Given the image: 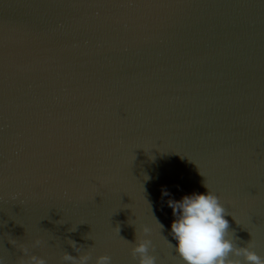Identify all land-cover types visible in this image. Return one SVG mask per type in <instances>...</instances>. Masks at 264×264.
<instances>
[{
	"label": "water",
	"instance_id": "95a60500",
	"mask_svg": "<svg viewBox=\"0 0 264 264\" xmlns=\"http://www.w3.org/2000/svg\"><path fill=\"white\" fill-rule=\"evenodd\" d=\"M206 183L264 257V0H0L3 264H138L145 225L183 264L169 200Z\"/></svg>",
	"mask_w": 264,
	"mask_h": 264
},
{
	"label": "clouds",
	"instance_id": "9594fccd",
	"mask_svg": "<svg viewBox=\"0 0 264 264\" xmlns=\"http://www.w3.org/2000/svg\"><path fill=\"white\" fill-rule=\"evenodd\" d=\"M205 187L207 192L185 195L179 201L169 200V206L176 217L171 224V235L176 243L173 245L168 242L183 264H264V257L254 250L252 240L244 246L237 242L226 218L231 213L207 183ZM116 228L119 233V227ZM152 232L153 229L145 225L141 232L136 231L134 242L126 240L131 245V255L133 259H138V264H157ZM10 243L18 246L22 252L17 257L16 264H48L45 257L31 251L34 247L45 245L42 238L37 237L31 245L18 244L12 238ZM68 243L78 255L65 251L61 256L64 264H89L92 261L91 250H82L83 246L71 239ZM0 264H3L2 258ZM92 264H112V257L107 253L101 254Z\"/></svg>",
	"mask_w": 264,
	"mask_h": 264
}]
</instances>
